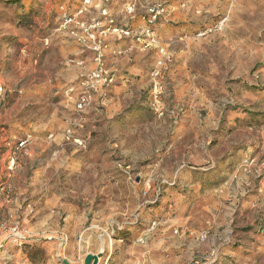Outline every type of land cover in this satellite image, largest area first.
<instances>
[{
  "label": "rangeland",
  "instance_id": "obj_1",
  "mask_svg": "<svg viewBox=\"0 0 264 264\" xmlns=\"http://www.w3.org/2000/svg\"><path fill=\"white\" fill-rule=\"evenodd\" d=\"M81 1L0 0V264H264V0H148L181 31L85 114Z\"/></svg>",
  "mask_w": 264,
  "mask_h": 264
},
{
  "label": "built area",
  "instance_id": "obj_2",
  "mask_svg": "<svg viewBox=\"0 0 264 264\" xmlns=\"http://www.w3.org/2000/svg\"><path fill=\"white\" fill-rule=\"evenodd\" d=\"M91 0H82L78 8L72 13H65L61 18V28L66 32L84 49L91 51L94 54V63L96 69L85 75H82L78 80L79 90L76 91L75 108L79 114H85L86 110L91 107L95 94L99 93L101 89H107L114 84L113 75L105 68L104 65V41L106 37L111 33H117L123 38H135V33L128 28H119L114 25L113 20H108L105 25L100 26L99 24H86L82 21V18L89 11V5ZM108 0H105V2ZM141 1L144 0H127L124 11L129 18H134L136 12L141 8L143 14L140 19L146 25V29L142 32L147 39L149 44L145 43L144 47H148L154 42V28L155 25L162 20L165 6L160 3L151 4L148 0H145L143 6ZM149 3V4H148ZM101 16L105 19L108 16L107 7L101 10ZM165 15V14H164ZM138 34L137 41L142 36ZM159 54L163 57L166 56L163 48L158 49ZM161 63L159 62L158 65ZM156 75V74H155ZM156 89V86L154 87ZM71 93L74 89H69ZM82 118L79 119V123L82 122ZM79 127H81L79 125ZM73 138V142L78 146H83V140L78 136L72 134L67 136V140Z\"/></svg>",
  "mask_w": 264,
  "mask_h": 264
},
{
  "label": "crops",
  "instance_id": "obj_3",
  "mask_svg": "<svg viewBox=\"0 0 264 264\" xmlns=\"http://www.w3.org/2000/svg\"><path fill=\"white\" fill-rule=\"evenodd\" d=\"M114 1L115 0H108V2L107 1L105 2V0H91L90 5H89V11L87 14L83 16L82 21L85 22L86 24H99V27H100V26L105 25V23L110 19L114 21V25L116 27L128 28L129 30L133 31V33H135V29L140 30V31H144L146 29V25L140 19V17L137 19H135V17L129 18L125 14L124 7H125L127 0H124L125 4L124 6H122L121 10L118 9L116 1L115 2ZM104 7H107V12H108V16L106 19L102 17L100 14L101 10ZM172 16L175 17V14H172ZM164 21L165 20H159V22L155 25L154 36H153L154 42L150 44L148 47L155 44L156 40L159 42L160 40L163 41L169 38L170 36H173L174 34H177L181 31V29H179L178 27L176 28L171 27L168 21H166L167 23ZM160 22H164V24L163 23L161 24ZM146 42L149 44V39H147ZM80 48H81L80 53H82V56H80V60L76 61L75 63L79 67L78 69L80 71L78 78L96 69V64L94 63V54L91 51L86 50L81 46ZM134 49H135V38H123L117 33L116 34L111 33L106 37L104 41V48H103V53H104L103 61H104L105 68L113 75L114 84L107 89H101L99 93L95 94L94 101H93L94 106L92 107L91 110H94L96 108V105L98 104L99 100H101V102L103 103H105L108 100L107 98H109L110 93L108 94L107 92L110 88H113L117 82V78L114 72L116 70L111 69L108 66L111 64L112 62L111 60L116 58L117 55H121V53H126V52L132 53ZM130 73L132 75H135V68H133L130 71ZM125 79L126 81H128L127 78ZM76 84L74 85V87H71L72 89H74L75 92L79 90V86L78 84L77 85ZM73 95H75V98H76V94L74 93ZM75 98L74 100L70 98V101L73 100V106L75 105ZM100 241H101L100 246L104 248V243H106L107 240H105L104 238V239H101ZM89 254H93V253H89Z\"/></svg>",
  "mask_w": 264,
  "mask_h": 264
},
{
  "label": "water",
  "instance_id": "obj_4",
  "mask_svg": "<svg viewBox=\"0 0 264 264\" xmlns=\"http://www.w3.org/2000/svg\"><path fill=\"white\" fill-rule=\"evenodd\" d=\"M103 246V244H102ZM104 249L101 247L100 251L98 254H87L84 258L83 264H99V260L103 255ZM63 264H71L66 260H62Z\"/></svg>",
  "mask_w": 264,
  "mask_h": 264
}]
</instances>
